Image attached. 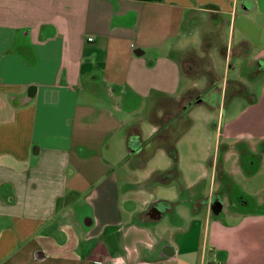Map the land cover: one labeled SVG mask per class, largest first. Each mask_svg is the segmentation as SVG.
<instances>
[{
    "label": "crops",
    "instance_id": "1",
    "mask_svg": "<svg viewBox=\"0 0 264 264\" xmlns=\"http://www.w3.org/2000/svg\"><path fill=\"white\" fill-rule=\"evenodd\" d=\"M222 60L260 70L217 126L224 173L196 203L205 174L135 173L159 150L173 165L174 117ZM261 172L264 0H0V264H264V211L232 191Z\"/></svg>",
    "mask_w": 264,
    "mask_h": 264
},
{
    "label": "rangeland",
    "instance_id": "2",
    "mask_svg": "<svg viewBox=\"0 0 264 264\" xmlns=\"http://www.w3.org/2000/svg\"><path fill=\"white\" fill-rule=\"evenodd\" d=\"M220 37L222 40L226 39L225 33H222ZM216 59H218V57ZM229 61L231 64L230 68H228V65L230 64L228 62L226 64L224 60L219 61L217 62V64H215L214 69L210 71L209 74V76H212L211 80L214 81L210 86L211 88L203 95H201V98L199 99V101H197V103L193 101L189 102L185 111V115L181 116L180 121H182V119L184 121L178 128H175L177 131L174 136L177 138L180 136V131L186 132L182 137H179L177 139L178 145L176 151H178L179 156L177 170L179 171V173L184 175L187 181L197 179L199 175H206V177L203 178V180L197 186V189L195 188L188 194L191 197L195 196L194 199H191V201H195L196 203H198L197 199L199 197L208 196L209 191H211V193L216 192L217 184L221 182V176L222 173H224L223 168L221 167L219 162V152L217 160L215 159V135L217 126L223 122L224 118L229 115V112L233 109V107L235 108L236 104L238 107V104L240 105V103H242V101L246 99V95L244 93L241 94L243 92L242 90L244 89V87H246V89L247 87H250V85H252V83L256 80V78L250 79L251 73L253 74L254 72L255 77H257L260 70V68H258L257 66L253 68L249 64H247L246 66H239L236 61ZM237 78H240L239 82H235ZM236 85L237 88H235ZM220 87L223 88L224 92H226L225 94L223 93L222 97H220L218 93L215 92V88ZM235 89L236 92L241 95H235ZM124 112L126 113L130 111H127L126 107H124ZM86 156L89 159H92L94 156V152L91 150H87ZM167 168H172V165H170L169 159L159 150L157 151L156 155L147 163L144 169H142L143 172L142 170H137L135 174L141 175L144 172L149 174L156 170H163ZM125 171L128 173H133L132 166L128 165ZM259 174L260 175H257L256 177L251 179H241L238 177L235 178V176L233 177V180L236 182V187L232 190L234 195H237L239 190L249 194L248 198H246L249 201V205L247 207L239 206V201H235V197H233L235 206L250 211H264V207H255V199H261V197H264V182L263 175H261L264 173L261 172ZM174 181L172 183V186L165 187V191L163 192L166 195H164V197H169L168 194L170 192H176L177 180ZM186 197L187 196L185 195H183L182 197V199L185 201L183 207L185 208L187 206L189 207V209H193V203H187L185 200ZM195 215L199 219L198 223H200V217L203 218V215ZM172 220L178 221L176 215H174L173 217H170V215H168L167 222L169 224H173ZM198 236V229H196L195 232L192 231L191 237L194 243H196Z\"/></svg>",
    "mask_w": 264,
    "mask_h": 264
},
{
    "label": "trees",
    "instance_id": "3",
    "mask_svg": "<svg viewBox=\"0 0 264 264\" xmlns=\"http://www.w3.org/2000/svg\"><path fill=\"white\" fill-rule=\"evenodd\" d=\"M137 1H142V2H157L159 0H137ZM163 136H161V133H157L156 135V139L161 141L163 138L165 139L166 137V134H162ZM163 139V140H164ZM167 155L168 157L172 160L173 162V172H177V162H178V159H177V153H176V149L175 147H171V146H168L167 148Z\"/></svg>",
    "mask_w": 264,
    "mask_h": 264
},
{
    "label": "flooded vegetation",
    "instance_id": "4",
    "mask_svg": "<svg viewBox=\"0 0 264 264\" xmlns=\"http://www.w3.org/2000/svg\"><path fill=\"white\" fill-rule=\"evenodd\" d=\"M199 101V100H198ZM193 102H195V103H197V101H193ZM181 120V116L180 117H174V121H175V123L176 122H182V121H180ZM183 120V119H182ZM184 121V120H183ZM164 135L166 134V135H168V133H163ZM161 136H163L162 135V133H161ZM172 168H173V165H172Z\"/></svg>",
    "mask_w": 264,
    "mask_h": 264
},
{
    "label": "built area",
    "instance_id": "5",
    "mask_svg": "<svg viewBox=\"0 0 264 264\" xmlns=\"http://www.w3.org/2000/svg\"><path fill=\"white\" fill-rule=\"evenodd\" d=\"M87 41H91V39H87ZM97 264H111L110 262H97Z\"/></svg>",
    "mask_w": 264,
    "mask_h": 264
}]
</instances>
